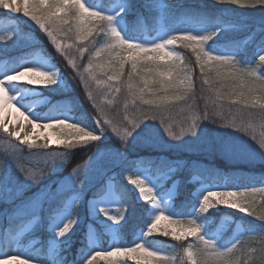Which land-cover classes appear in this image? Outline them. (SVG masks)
<instances>
[{
    "label": "snow or ice",
    "instance_id": "obj_1",
    "mask_svg": "<svg viewBox=\"0 0 264 264\" xmlns=\"http://www.w3.org/2000/svg\"><path fill=\"white\" fill-rule=\"evenodd\" d=\"M217 3H230L245 8L264 7V0H217ZM0 9L29 18L46 33L55 49L61 52L65 50L61 37L68 36L73 30L80 41H90L94 34L97 36L102 34V45L93 48V54L88 60L86 69L88 75L92 80H96L95 70L99 69L107 76L105 83L112 91L120 93L126 90L134 101H141L140 116L130 125L126 122L117 124L113 119H104L101 115L103 109L99 108L97 115L93 116L94 128L60 117L46 120L49 122L41 124L29 113L26 116V111L22 112L21 107H17L16 111L32 125V128L30 132L25 131L24 125L21 124L19 130L15 128L10 130L5 122V111L10 105L13 107L17 105V97L10 93V86L55 85L59 80L60 69L50 72L37 67H20L0 77V129L9 138L14 137L20 144H26L29 148L47 150L50 145L55 144L63 146L66 150L43 153L47 159V170L52 169L56 159L66 160L71 149L100 140L109 129L126 143L140 124L149 119L159 120L160 124L164 125L168 137L173 140H180L183 135L195 136L200 119H210L209 108L212 109L211 117L223 118L225 100L240 107L224 127L246 132L264 152V75L260 74V70L264 69V44L260 47L255 63L244 65L236 55L213 53L205 47L208 41L219 35L221 31L219 28L203 35H197L192 31H179L158 42L145 43L126 38L115 26L116 16L125 11L123 7L114 16L93 8L87 0H0ZM11 38V35L0 36V41L6 43ZM177 42L195 54L196 64L203 77L201 90L203 91L204 85H208V90L215 94L214 98H207L203 117L193 112L187 127L182 128L179 135L168 125L165 111L173 102H187L190 99L193 103L189 108L195 109L196 82L193 78L194 69L184 63L174 48ZM79 51L82 53L84 50ZM98 58H103L102 62H96ZM68 63L72 68L76 67L75 61L71 58ZM128 65L130 70L126 73ZM209 73L213 75L210 76ZM80 80L84 81L85 77L81 75ZM217 81L220 82L219 89L214 86ZM88 97L94 99L91 92L88 93ZM249 109L259 111L252 112ZM256 120L261 122L262 131L259 136L254 131L253 122ZM216 122L217 120L212 118V123ZM39 129L51 131L41 132ZM21 133L24 134L23 138ZM42 137L43 143H38ZM6 143L7 147L3 154H0V170L10 158L17 168L24 172L26 179L38 180L42 172L36 173L26 169L20 155V144H13L11 140ZM35 155L39 156L41 153ZM86 165L87 161L73 169L81 185ZM126 178L135 186L146 203L159 207L155 191L142 178L134 175H128ZM257 193L264 196V186L210 188L200 198L199 212L205 213L215 205H223L264 221V204H261L260 211H257ZM101 211L114 223L118 224L123 219L124 208H120V215H110L103 208ZM161 221H168V225L163 229ZM76 223L75 217L64 223L57 229V238L66 237ZM157 231H162L164 236H171L176 241H182L188 236L196 237L199 244L187 250L191 264H264V229L252 230L237 238L230 246L222 248L215 240L200 235L202 227L195 218H189L185 222L160 212L148 224L143 235L149 237ZM237 251L241 253L240 256L235 255ZM101 260L104 264H125L126 260H133L136 264H169L168 255L160 249H153L144 240L126 246L114 245L107 250H93L83 258L82 264H101ZM0 264L44 262L17 251L0 255Z\"/></svg>",
    "mask_w": 264,
    "mask_h": 264
},
{
    "label": "trees",
    "instance_id": "obj_2",
    "mask_svg": "<svg viewBox=\"0 0 264 264\" xmlns=\"http://www.w3.org/2000/svg\"><path fill=\"white\" fill-rule=\"evenodd\" d=\"M105 8L109 7L116 0H101ZM129 2L130 10L126 14L127 22V35L131 37H141L152 35L157 31L165 30L172 31L174 29L187 26H207L221 28L224 26L238 25L241 31L233 36L225 38H219L209 42L211 48L217 51H237L244 65H252L253 56H256L258 48L264 44V7L257 6L256 8H245L230 3H217V0H173L170 4L166 15L159 19L155 14L151 13L147 8V2L151 0H126ZM258 27L257 36L247 41V37L251 32ZM11 35V39L7 42L0 41V60L6 59L11 64H17L21 56L28 52L32 54L35 51L41 50L44 55L49 57L51 61L58 65L63 72V78L67 79L70 85V91L68 93H56L47 88H39L43 95L49 97L48 104L42 106V113L54 112L57 109H62L63 104L67 102L66 108L74 114L77 120H85L91 126L95 127L94 120L92 121L89 114L90 105L85 95V91L79 84L78 73L82 71L85 65L90 59L93 48L100 42H103L102 34L97 36L96 34L90 38V41H80L76 37L75 31L69 33L68 36L61 37L65 50L63 52L55 49V46L51 44L50 39L46 33L38 28L29 18L23 17L22 14H12L8 10L0 9V36ZM30 37H33V41H28ZM71 46V47H69ZM177 50L182 53V57L185 64H188L194 69L193 78L196 82L195 90V109H190L189 105L193 103L190 99L187 102H173L168 106V110L165 111V119L171 128L173 124H187L190 122L189 112L193 115V112L203 117V109L207 98H214L215 94L208 90V85L203 86L201 90V83L203 77L200 75V70L196 64L195 54L190 49L183 47L180 43ZM83 49L81 53L79 51ZM69 58L75 61L76 67L68 63ZM130 70L129 65L126 66V73ZM260 72L264 75V69ZM209 75H213L209 73ZM216 88H220V82L217 81L214 85ZM68 96V97H67ZM117 98V104L114 109L108 111L107 117L113 119L117 124L125 123L126 120H121L125 114L130 115L133 120H136L140 116V112L133 114V110L125 108V102L130 99L134 101V98L127 94L126 90L122 91V94ZM148 98V97H146ZM124 101V102H123ZM134 104L141 106V101L135 100ZM224 116L211 117L212 109L209 108L210 119L205 120L203 118L199 121L198 129L204 133L206 142L201 147L193 149L185 148H170L164 150H157L156 148H150L148 145H137L133 142H123L115 135H110L107 139L90 142L87 145H81L77 148L71 149L70 153L72 158L65 166V170L58 173L62 175L73 164H78L84 160V157L91 152L100 148H113L121 147L125 152L122 162L116 166L111 172L117 176L114 178V185L118 192L121 201L125 206V210L128 215L125 226L120 231L121 243L130 242L133 237L144 227L148 218L149 204L140 203L136 199V194L132 191L128 184L121 181V175L132 171L137 167L149 168L153 175H157L164 170H168L173 165H178L176 177L173 179L178 180L177 184V196L174 203V211L186 213L191 206L195 203V197L191 194L197 183L206 181L215 183L216 181L222 182L226 179V184L231 187H245L250 185L264 184V158L255 157H238L235 151L231 152L228 149L229 141L231 138H242L247 143H250V136L246 132H240L232 127H224L226 123L231 121L232 116L236 114V109L239 105L230 104L229 101H223ZM123 109V112L119 110ZM135 110V109H134ZM252 112H258L259 109H249ZM93 110V116L94 115ZM212 118L217 120L216 123H212ZM180 120V121H179ZM93 122V124H92ZM146 126L155 125L156 128L163 129L164 125L160 124L159 120H146ZM254 128L261 124L259 120L253 122ZM143 132V138H148L144 134L143 128L137 130ZM110 132L107 131L108 135ZM23 138V136H21ZM11 140L15 144H20L14 137L9 138L6 133L0 129V154L2 151V141ZM140 141V140H139ZM38 143H43L42 140H38ZM147 144L149 139L144 141ZM25 147L26 144H20V148ZM52 149V147H50ZM59 149L65 150L62 147ZM182 163V166L180 164ZM6 163L2 170H0V185H5L6 178ZM195 176H198L200 180L191 181ZM105 179L100 184L94 187L89 194L98 195L104 192ZM171 183V180L167 184ZM66 195V194H65ZM26 198V197H25ZM68 196L62 197V199H55L47 206L46 213L43 211V217L41 221L43 226L37 227L33 233L26 235L23 241L26 242L31 237H39L42 243V253L46 254L45 244L52 237V232L48 230L50 224V215L54 213V210L59 209L64 199ZM9 200V198L3 196L2 189L0 188V219L8 212L14 209L17 204ZM85 200L82 201L74 210L75 217L80 220L75 232L70 237L69 246L62 250L55 258L56 264H78L81 261V257L89 249V243L86 239L87 233V221L88 211L86 208ZM210 216L213 217L212 228L215 227L220 221L223 215H231L235 222H240L241 226L245 230H251L253 228H262L256 219L246 217L240 213L231 210H212ZM51 219V218H50ZM7 224V223H6ZM24 223H18L10 227L12 231L22 226ZM8 225V224H7ZM232 232V228L229 230L227 236ZM100 237H102L100 235ZM150 243L156 246L168 247L171 243H174L177 248L176 264H190L187 262L184 254V249L187 240L176 241L171 236H164L158 234L149 238ZM106 240H104V243ZM39 247V244L37 245ZM37 248L29 251L30 254H34Z\"/></svg>",
    "mask_w": 264,
    "mask_h": 264
},
{
    "label": "rangeland",
    "instance_id": "obj_3",
    "mask_svg": "<svg viewBox=\"0 0 264 264\" xmlns=\"http://www.w3.org/2000/svg\"><path fill=\"white\" fill-rule=\"evenodd\" d=\"M173 0H151L147 2V8L151 11V13L155 14L159 19H162L166 12L168 11L170 4ZM87 3L96 8L97 10L106 12L108 14L116 16V13L120 10L121 7L125 9V11L115 18V26L122 32V34L128 39H135L140 42L145 43H153L158 42L162 39L167 38L169 35H172L179 31H192L197 35H203L211 31H215L218 28L215 27H207V26H185L177 30L172 31H165L160 30L157 31L155 34L146 36L145 38H134L128 36L126 34L127 31V22H126V14L130 10L129 2L126 0H116L112 3L109 7L105 8L102 4L101 0H87ZM221 31L219 35H217L213 40L219 38H225L228 36L236 35L241 31L240 26L238 25H230L224 26L219 28ZM258 34V27H256L251 34L249 35L247 41L254 39ZM33 37H30L28 41H33ZM210 40V41H213ZM205 45L208 50L212 51L213 53L217 54H233L238 57L240 62L243 64V61L240 57V54L237 51H217L214 48L209 46V42ZM103 42L98 43L95 47H99L102 45ZM180 42L174 46L175 50L181 55L182 53L177 50V46ZM260 50V49H259ZM259 50L257 51L256 57L259 54ZM93 54V53H92ZM183 58V57H182ZM103 58H98L96 62H102ZM94 62V63H96ZM252 62V64H254ZM250 63L248 62L247 65ZM20 67H37L44 69L46 71L55 72L59 66L52 63V61L44 55L41 50L35 51L33 54L31 52L26 53L24 56H21L18 60L17 64H10L7 62L6 59L0 60V77L5 75L8 72L18 70ZM130 68V65H129ZM60 69V68H59ZM87 64L85 67L78 73L79 77V84L85 91V95L89 101L90 110L89 114L93 121V110L94 115H97L98 108L103 109L101 115L104 119H110L107 117L108 111L115 108V105L118 103L117 98H120V93H115L112 91L105 81H107V76L104 75L99 69L95 70L96 80H92L91 77L88 75L87 71ZM261 75H263L260 72ZM83 75L85 77L84 81L80 80V76ZM47 88L52 90L53 92L59 93H68L70 91V85L67 82V79H63V72L60 69L59 80L58 83L55 85H37L31 86L28 84H13L10 86V93L17 97L15 107L9 106L5 111V122L9 125L10 129L15 128L19 130L21 124L24 125L25 131L30 132L32 125L28 124L27 121L24 120L23 117L16 111L17 107H21V111L24 110L25 115L27 116L28 113L37 121L38 123H47L49 119H54L57 117L66 118L74 123H79L88 128H94L85 120H77L74 117V114L69 111L66 106L67 102L63 104L62 109H57L54 112L49 113H42L41 107L48 104L49 97L43 95L39 88ZM91 92L94 99H89L88 93ZM68 97V96H67ZM124 102V101H123ZM125 108H129L133 110V114L139 112L138 105L134 104V101L128 99L127 102L124 104ZM135 109V110H134ZM123 112V109L119 110ZM192 114L189 112V117L191 118ZM124 118H126V123L129 125L135 121L133 118L125 114ZM31 119V117H29ZM15 121V123H13ZM180 121V120H179ZM261 123V122H260ZM93 124V122H92ZM188 124V123H187ZM187 124L183 126V124H173L174 127L172 128L178 135L181 133L182 128H186ZM143 128L145 136L148 138L144 139L143 132H139ZM38 131L45 132L51 130L39 129ZM110 133L107 135L106 132L102 135L100 140L107 139L110 135H115V133L108 130ZM255 133L257 136L260 135L262 129L260 124L256 128H254ZM24 134L21 133V136ZM237 138H231L228 146V149L231 152L235 151L238 157H255V158H264V152L261 151L259 146L251 139L250 143H247L242 138L236 136ZM119 138V137H118ZM149 139V143L147 144L144 141ZM39 140L43 141V137ZM98 140V141H100ZM140 140V141H139ZM8 140L2 141V151L4 152L5 148L7 147ZM129 142H133L137 145H148L151 149L156 148L157 150H164L170 148H185L193 149L199 148L202 146L204 141L206 142V137L201 130L197 129L196 135H183L180 140H173L168 137L164 128L159 129L156 128L155 125L146 126L145 121L140 124V126L135 130L133 135L129 138ZM15 144V142H12ZM124 145V142L122 143ZM52 147V149H50ZM60 145L52 144L49 146L47 150L42 149H34L29 148L27 145L25 147L21 146V158L22 162L24 163L26 169L30 171H34L36 173H41L40 178L35 181H31L25 178L24 172H21L19 168H17L14 161L10 158L6 162V178L7 181L5 185L1 186L3 196L9 198V200L15 202L17 204L14 206V209L7 214L3 218L0 219V255H3L5 252H17L20 251L22 254H27L31 258L43 261L44 264H56L54 258L64 249H66L70 244V237L75 232L77 225L79 224L80 220L75 217L74 210L78 204L82 201H86V208L88 211V221H87V233L86 239L89 243V249L84 253L81 257V261L78 264H82L83 258L86 257L91 251L100 249V250H107L114 245H131L138 241L144 240L147 244H150L153 249H160L166 255L169 256V264H176L177 258V251L178 248L174 243H171L168 247L156 246L150 243V236L144 237V232L148 224L152 221L155 215L159 214L160 212H164L167 215L174 217L175 219H181L186 222L189 218H195L197 222L201 225L202 231L200 235H205L207 238L215 240L219 246L222 248L228 247L234 242L237 238L242 235L248 234L250 231L255 230L259 231L264 229V221L259 220L257 217L242 213L236 209H232L227 206L223 205H215L210 208L205 213L199 212V201L204 192L209 190L210 188L214 187H227V188H236L231 187L226 184V179L224 178L223 181L220 183L219 181L215 183H210L206 181H201L197 183L195 190L191 193L195 197V203L191 208L186 212H176L174 211V203L177 196V184L178 180L171 179L172 176L176 177L177 169L179 168L178 165L171 166L168 170H164L163 172L153 175L149 168H142L137 167L132 171H128L125 174L121 175V180L129 185L130 189L135 192L136 199L141 203H146L141 197L138 190L135 188L134 185L130 184L127 180L128 175H134L142 178L150 187L153 188L155 191L158 201L159 207L152 205L149 203V211H148V220L146 221L144 227L133 237L130 242L121 243L120 241V231L125 226L128 215L125 210V206L121 202L119 195L116 193L114 189V177L117 174L112 170L118 166L125 155V152L121 149V147H113V148H100L89 155L84 157V160L78 164H72L69 169L59 175L58 173L65 170V166L69 163V160L72 158V154L69 153L66 160L56 159L53 163L52 169L47 170V159L43 153L46 152H64L66 150L59 149ZM36 153H41V155L37 156ZM89 157H91L89 159ZM87 161L86 168L84 170V175L81 179H83V184L79 183V180L73 173V169L76 168L78 165H84ZM182 166V163L180 164ZM103 179H105V189L104 192L98 195H91L89 192L97 186ZM171 180V183L167 184L168 181ZM200 178L195 176L192 181H198ZM254 186V185H250ZM256 186H264L256 185ZM249 187V186H245ZM243 188V187H240ZM66 194V195H65ZM68 196L67 199H64L62 205L59 209L54 210V213L50 215V224L48 226V230L52 232V237L47 241L45 244L46 254L41 252L42 246L39 245L37 250L34 254H30L28 251L31 248H35L37 244L40 243L39 237H31L26 242L21 240V238L33 233L37 227L43 226V222L41 218L43 217V211L46 213L47 206L55 199H62V197ZM26 197V198H25ZM257 211H260V205L264 204V196L257 193ZM105 209L108 211L110 215H120V208H124L123 212V219L120 223H114L110 220L102 211L101 209ZM231 210L237 213H240L246 217H251L256 219L260 224H262V228L256 229L253 228L251 230H245L241 226L240 222H235L231 215H223L218 222V224L212 228L213 224V217L210 216V211L212 210ZM73 217L76 218L77 223L72 229V231L64 238L58 239L57 238V229L62 227L64 223L68 220L72 219ZM19 222H23L24 224L14 231L10 229V227H14L12 225H17ZM8 225H7V224ZM168 225V221H161V229L164 226ZM232 230V233L226 237L227 232ZM3 229V230H2ZM2 230V232H1ZM162 234V231H157L153 233V235ZM102 236L101 241L99 240V236ZM151 235V236H153ZM187 240L184 254L187 262L191 264L187 257V250L189 248H193V246L199 244V241L196 237L188 236L185 238ZM106 240L105 243L103 241ZM184 240V239H183ZM42 243V241H41ZM40 243V244H41ZM103 243V244H102ZM35 246V247H34ZM194 250V249H193ZM236 256H240L241 253L237 251L235 253ZM199 259V257H197ZM101 264H104L103 260H101ZM125 264H136L133 260H126Z\"/></svg>",
    "mask_w": 264,
    "mask_h": 264
},
{
    "label": "bare ground",
    "instance_id": "obj_4",
    "mask_svg": "<svg viewBox=\"0 0 264 264\" xmlns=\"http://www.w3.org/2000/svg\"><path fill=\"white\" fill-rule=\"evenodd\" d=\"M248 37H249V36H248ZM248 37H247V39H248ZM215 40H216V39H215ZM259 49H260V48H258L257 51H258ZM257 51H256V54H257ZM256 54H255V55H256ZM253 57H254V59L252 60V62H254V61L256 60V56H253ZM193 178H194V177H193ZM193 178H192V179H193ZM192 179H191V181H192ZM232 230H233V229H232ZM228 232H229V231H228ZM228 232H227V234H228ZM231 233H232V232H231ZM227 234H226V237H228Z\"/></svg>",
    "mask_w": 264,
    "mask_h": 264
}]
</instances>
